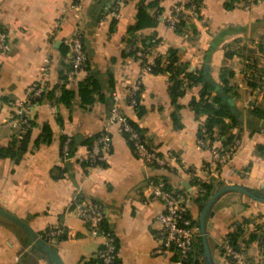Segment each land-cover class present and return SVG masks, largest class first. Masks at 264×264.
<instances>
[{
  "label": "crops",
  "instance_id": "1",
  "mask_svg": "<svg viewBox=\"0 0 264 264\" xmlns=\"http://www.w3.org/2000/svg\"><path fill=\"white\" fill-rule=\"evenodd\" d=\"M109 2L0 0V26L7 30L10 42L9 51H0V148L22 131L12 119L15 103L34 82L43 78L48 84L47 93L33 111L28 150L18 163L0 158V206L40 236L50 226L65 227L70 235L52 246L65 264H80L94 256L102 239L90 235L89 224L78 216L76 205L97 202L106 209V224L117 241L119 264H169L168 256L155 253L161 228L157 217L164 205L144 195L150 180L162 177L172 188L192 194V176L185 170L191 168L205 182L255 189L264 184V120L251 112L264 106V0L249 6L239 4L232 10L225 9L224 0H200L197 12L185 6L190 0H162L158 24L134 33L129 27L136 22L141 0H126L118 20L103 18ZM177 2L184 5L186 20L179 32L165 20ZM74 4L80 8H72ZM76 28L84 34L89 56L88 68L78 72L70 69L65 43ZM151 37L159 40L153 56L177 49L181 60L192 69L203 68L218 90L222 71L234 72L230 80L234 96L229 99L234 102L231 106L240 125L233 127L232 133L241 144L226 165L213 168L211 152L197 145L205 115L196 116L190 104L199 97L201 86L188 87L178 99L177 109L169 92V74L149 72L131 54ZM90 75L99 89L93 94L94 102L83 105L79 87ZM253 78L260 82L255 88L249 83ZM138 80L142 116L129 104V90ZM62 87L74 93L70 104L61 100ZM113 92L120 95L123 113L142 129L148 145L177 156L171 167L146 165L134 155L117 125L109 127L112 149L103 165L87 167L77 158H62L63 138L72 141L76 155L87 156L85 140L106 126ZM176 112L180 126L173 118ZM46 123L52 129V139L36 146ZM219 145L215 139L214 146ZM187 204L191 216L198 219L200 205L193 199ZM213 211L207 226L212 254L219 264H236L223 257L222 246L235 223L263 218L264 204L227 193L218 199ZM248 234L240 240L248 260L242 264H264L258 241L243 243ZM0 264L52 263L33 250L17 225L0 216Z\"/></svg>",
  "mask_w": 264,
  "mask_h": 264
},
{
  "label": "built area",
  "instance_id": "2",
  "mask_svg": "<svg viewBox=\"0 0 264 264\" xmlns=\"http://www.w3.org/2000/svg\"><path fill=\"white\" fill-rule=\"evenodd\" d=\"M81 1V0H77ZM126 0H110L108 6L104 10L103 18H111L118 20L122 17V7ZM160 2L162 0H159ZM253 0H247L245 3L249 6ZM72 8L79 9L78 4L72 5ZM184 5L177 2L172 8L171 15L165 20L169 27L173 30L176 28V23L184 12ZM194 11V10H193ZM69 51V65L72 71H83L88 68L89 56L84 44V34L80 28H76L71 36L65 41ZM152 45L148 46L145 51L138 49L135 53L136 58L143 62L147 60L144 67L148 70V64L152 62V53L156 48L155 39L152 40ZM10 50V42L7 30L0 26V51L7 52ZM259 75L256 72V77ZM141 89V82L138 80L129 90V104L137 110V96ZM48 90L47 82L42 78L29 86L27 92L21 100L14 105L12 112L13 122L24 130L30 127V121L33 120V111L39 104L40 99ZM111 108L107 116V124L99 133V137L88 147L86 157L70 153V140L67 139L62 144V158L65 160L77 158L80 162L95 163L103 161L109 155L112 149V138L109 133V127L117 125L122 133L128 134V141L132 143V151L136 157L142 160L146 165L156 169H167L173 163L178 161V158L172 152L160 153L156 148H150L142 139L138 130L131 124L130 120L121 109V98L117 92H113L111 96ZM213 137L220 142L219 146L210 144V141L198 138L197 145L200 149H208L212 154L213 168L226 165L236 154L240 147V140L237 138L231 145L225 147L220 141L218 131L213 134ZM185 170L192 177L195 176V171L191 168ZM198 181H202L198 178ZM167 182L162 178L150 180L144 189V195L147 199H157L163 202L164 210L157 219L161 223V228L157 233L158 245L155 253L158 255L168 256L169 264H186L189 256L194 253L200 236V225L197 219L188 214V200L196 192L203 191L196 187L194 193L179 191L174 188H167ZM78 216L89 224L90 235L94 238H101L94 257L99 260L98 264H114L117 257V246L114 242V235L109 230L104 228L107 221L106 209L99 203L88 201L76 205ZM245 232H254L258 236V243L261 251V261L264 263V217L261 219L251 220L247 224H242ZM70 235L62 225L50 226L45 229L41 237L48 243L52 244L62 240ZM241 245L240 249H233L228 241L222 246L224 258L236 264L247 263V256L243 252Z\"/></svg>",
  "mask_w": 264,
  "mask_h": 264
},
{
  "label": "trees",
  "instance_id": "3",
  "mask_svg": "<svg viewBox=\"0 0 264 264\" xmlns=\"http://www.w3.org/2000/svg\"><path fill=\"white\" fill-rule=\"evenodd\" d=\"M247 0H224V7L227 10H232L239 4H244ZM258 0H253V3H256ZM200 0H190L185 6L191 8L195 12L199 10ZM163 14V9L160 6L159 0H141L138 5V11L136 15V22L134 25L129 27L130 33H134L135 31L147 28V27H154L158 24ZM186 25V20L184 15H181L180 19L176 23L175 31H181L182 27ZM155 39V43L158 44L159 40L155 37H151L143 41L140 46H136L133 49V55L138 49L145 51L148 46H151L152 40ZM129 44H131V40L129 39ZM136 57V56H135ZM147 60H143V64L146 65ZM148 71L154 74L158 73H167L170 76V85H169V92L171 95L172 102L176 105L178 109L179 105L177 104L178 99L183 96L188 87H192L195 85H200L201 90L198 98H194L191 102V107L194 109L196 116L205 115V120L199 128L198 131V138H203L210 141V144H213L215 138L213 134L218 131L220 135V141L223 146L227 147L231 145L238 136L232 133V128L235 126L240 125L239 117L235 114L233 107L228 102L229 98H233V86L230 84V80L234 76V72L229 69H224L220 76V89H217V84L213 82L205 73L203 68L200 69H192L188 62H184L181 60L180 56L178 55V50L174 48H170L165 55H157L153 56L152 53V62L151 64L147 65ZM258 72V71H256ZM250 80V85L255 88L260 85V82H256L254 80ZM99 89V85L95 78L91 75L85 79L82 83H80L79 87V94L82 100L83 105H89L94 102L93 94ZM140 92L137 96L138 102L140 101ZM47 93V91H46ZM45 93V94H46ZM43 95V97L45 96ZM74 97V93L71 90H67L65 87H62V95L61 100L67 104H70V100ZM137 114L138 116H142L144 110L141 108L140 104L138 103L137 106ZM252 114L257 117L258 119L264 120V106L254 107L251 109ZM174 121L177 125L180 126V122L178 121L177 112L173 115ZM130 124L140 132L142 139L148 145L144 133L142 129L133 121L130 120ZM34 126L33 120L30 121V127L22 130L19 136L12 138L10 143L6 147L0 148V158H10L13 159L15 162H19L21 158L24 156L26 151L28 150L32 128ZM125 139L127 140L130 148L132 149V143L128 141V134L122 133ZM99 134L88 138L85 140V144L87 147H91L92 144L97 140ZM52 139V129L49 124H43L42 132L40 133L39 137L35 141V145L39 146L41 143H49ZM67 140L63 138V142ZM70 140V139H69ZM148 147H150L148 145ZM262 146H258L261 148ZM152 148V147H150ZM70 153L74 154V147L72 141L70 140ZM84 166H93V165H103V161H98L93 164L88 162H82ZM162 178L158 177L155 180ZM165 182H167L166 187L172 188L171 185L165 178H162ZM192 186L193 188L199 187L203 191L196 192L190 199H193L197 202L201 209L203 204L209 199L210 195L216 191L217 189L223 187V183H215L213 180L205 182V181H198L196 176L192 177ZM188 214L190 212L188 211ZM199 225V220H196ZM251 222L249 219H243L237 223H235L234 229L230 232L227 236V241L229 245L235 249H240V240L245 235V229L242 227V224H247ZM104 228L109 229L107 224H104ZM110 230V229H109ZM111 231V230H110ZM112 232V231H111ZM115 239V238H114ZM258 241V236L256 233L251 232L248 234L247 239H243V243L246 242L248 244L251 241ZM116 246L117 241L114 240ZM199 248V249H198ZM118 249V247H117ZM202 241L199 236V240L196 246V250L192 253L186 264H203L202 260ZM224 250H222V254ZM99 260L92 256V258L83 261L80 264H98ZM114 264H119L118 257H116Z\"/></svg>",
  "mask_w": 264,
  "mask_h": 264
},
{
  "label": "water",
  "instance_id": "4",
  "mask_svg": "<svg viewBox=\"0 0 264 264\" xmlns=\"http://www.w3.org/2000/svg\"><path fill=\"white\" fill-rule=\"evenodd\" d=\"M228 102L231 105L234 104L232 99H228ZM227 193H238L248 197L253 201L264 204V184L261 186L260 189L251 188L242 184H227L214 191L210 195L209 199L203 204L198 218L200 225V238L202 241V257L204 264H219V260L215 258L212 254L207 238L208 217L214 214L213 207L218 201V199ZM0 216L6 218L7 220L17 225L27 235L28 241L33 245V250H36L43 254L47 258L48 262L52 264H65L56 248L52 246V244L44 240L39 235V233L34 231L24 220L4 210L1 206Z\"/></svg>",
  "mask_w": 264,
  "mask_h": 264
}]
</instances>
